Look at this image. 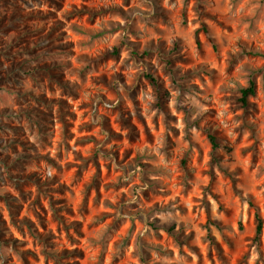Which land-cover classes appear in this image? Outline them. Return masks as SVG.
I'll list each match as a JSON object with an SVG mask.
<instances>
[{
    "label": "rangeland",
    "instance_id": "374dc122",
    "mask_svg": "<svg viewBox=\"0 0 264 264\" xmlns=\"http://www.w3.org/2000/svg\"><path fill=\"white\" fill-rule=\"evenodd\" d=\"M0 264H264V0H0Z\"/></svg>",
    "mask_w": 264,
    "mask_h": 264
},
{
    "label": "trees",
    "instance_id": "16d2710c",
    "mask_svg": "<svg viewBox=\"0 0 264 264\" xmlns=\"http://www.w3.org/2000/svg\"><path fill=\"white\" fill-rule=\"evenodd\" d=\"M149 78L151 79L153 85L156 86V92L158 94L159 100L160 101L164 100L166 94L160 88L157 78H155L152 75H149ZM255 92H256V84H255L254 81H251L250 85L248 87L241 89V93H242L241 101L244 104H247L248 103V97L251 96V95H254ZM208 135H209V139H210L212 145L214 147H219L220 145L217 142V137L212 132H209ZM256 216H257V220H258L257 229H256V239L259 240L260 237H261V234H262L263 224H262V219L259 216V213H257Z\"/></svg>",
    "mask_w": 264,
    "mask_h": 264
}]
</instances>
